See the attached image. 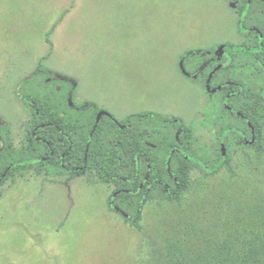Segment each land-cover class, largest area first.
<instances>
[{"label":"rangeland","instance_id":"374dc122","mask_svg":"<svg viewBox=\"0 0 264 264\" xmlns=\"http://www.w3.org/2000/svg\"><path fill=\"white\" fill-rule=\"evenodd\" d=\"M238 17L230 0H0L1 146L37 152L23 94L65 114L78 144L88 138L89 111L65 105L70 82L46 69L75 81L72 102L96 106L97 123L138 116L119 135L123 157L152 154L163 180L168 169L184 179L176 199L144 203L136 228L108 207L115 185L92 165L15 166L0 185V264H215L217 251L247 249L264 220V104L252 99L264 89V24L239 30ZM106 123L93 130L101 143L113 138ZM220 149L226 160L207 174Z\"/></svg>","mask_w":264,"mask_h":264},{"label":"trees","instance_id":"16d2710c","mask_svg":"<svg viewBox=\"0 0 264 264\" xmlns=\"http://www.w3.org/2000/svg\"><path fill=\"white\" fill-rule=\"evenodd\" d=\"M237 3H242L243 6H246V0H237ZM260 38H262V36ZM40 73L60 84L64 81L70 82L68 89H60L64 95L62 100L65 105L71 107L74 113H76L75 111H79L78 113L89 111L88 121L92 123L91 131L89 132L88 138H83L85 142L83 144H78L75 141L77 138H74V131L68 128L65 123L67 119L65 114H47L34 97H27L23 94L21 97L24 102L30 104L32 107V122L29 127V135L31 141L34 143L35 147H37V152L33 154L32 152L21 150L11 153L8 152L6 147L0 145V185L7 176L13 174L15 166L20 167L21 164L24 165L29 160H50L55 157L62 169L72 174L79 175H82L85 170L92 165L99 179L115 185L107 202L108 207L136 228L139 227L142 208L146 201L152 197L169 199H176L178 197L182 189L181 181H184V179L180 180L171 169H168L167 175L171 184L163 180L161 172H159V169L155 166L156 158L153 159L152 154L134 152L125 158L121 153V138L119 135L126 130L132 131L131 127H133V125L131 122L138 116L133 117V115H131L128 116L125 121L120 122L109 115L110 117H103V119L97 123L96 115L99 110H97L96 106L91 103H86L83 107H78L72 102L75 81L73 82L71 79L70 81L64 76H53L54 74L46 69L41 70ZM259 74H262V72ZM240 83V89L243 90L240 92L239 96L241 94L245 95L246 93L244 90L246 81L242 80ZM233 88L235 87L233 86ZM55 93L58 94L59 92ZM252 95L254 101L259 100L264 104V89H261L260 92L252 91ZM239 96H237L236 99H238ZM144 115L150 118L156 117L149 113ZM252 115L248 113L249 119H247V121L249 122L250 130L253 131L252 134H255L254 121L251 119ZM155 119L159 121L162 120L165 123L168 121H175L173 119L170 120L161 117H156ZM104 120L107 122V125H110L109 129L110 131L112 129L113 138H109L106 143H101L92 136L93 130L101 126ZM134 135L136 134L132 132V136ZM136 137L145 143L143 138L138 135ZM240 139L248 144L254 140V138ZM0 143H2L1 133ZM96 143L98 147L95 149ZM156 146L154 145V147ZM225 160L226 157L220 149L218 159L215 160L213 165L206 166L204 171L207 174L215 173L220 170L221 164ZM166 166L167 161L163 164L164 169ZM260 222L259 227H261V230L258 231V233L252 232L250 242L246 244L247 249H233L234 251L229 250L225 253L217 251L213 257L215 264H264V253H259V249L264 251V220L261 219ZM228 232L232 234L235 233L231 229ZM218 247L221 250H225L224 245ZM201 255L202 253L200 252V256Z\"/></svg>","mask_w":264,"mask_h":264},{"label":"flooded vegetation","instance_id":"af4514ba","mask_svg":"<svg viewBox=\"0 0 264 264\" xmlns=\"http://www.w3.org/2000/svg\"><path fill=\"white\" fill-rule=\"evenodd\" d=\"M230 2L232 4L234 3L235 10L239 15L238 17L239 30L241 29L242 23L245 20L252 22V25L254 26H258L259 28L260 27L262 28V25L264 24V7L260 3H253V0H250L249 3L246 2V6L245 5L243 6L242 3H237V0H230Z\"/></svg>","mask_w":264,"mask_h":264},{"label":"water","instance_id":"95a60500","mask_svg":"<svg viewBox=\"0 0 264 264\" xmlns=\"http://www.w3.org/2000/svg\"><path fill=\"white\" fill-rule=\"evenodd\" d=\"M103 114H105V112H101L99 116H101V115H103Z\"/></svg>","mask_w":264,"mask_h":264}]
</instances>
